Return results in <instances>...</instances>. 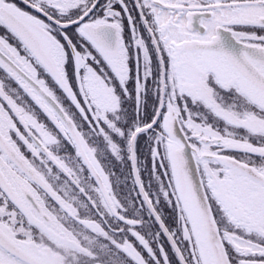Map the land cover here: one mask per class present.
Masks as SVG:
<instances>
[{
  "label": "snow or ice",
  "instance_id": "1",
  "mask_svg": "<svg viewBox=\"0 0 264 264\" xmlns=\"http://www.w3.org/2000/svg\"><path fill=\"white\" fill-rule=\"evenodd\" d=\"M105 249L264 264V0H0V264Z\"/></svg>",
  "mask_w": 264,
  "mask_h": 264
},
{
  "label": "rangeland",
  "instance_id": "2",
  "mask_svg": "<svg viewBox=\"0 0 264 264\" xmlns=\"http://www.w3.org/2000/svg\"><path fill=\"white\" fill-rule=\"evenodd\" d=\"M142 158L147 159L146 152H144ZM125 161L127 160L125 159ZM115 162L116 161H113L110 157L107 158L105 161H102V163H105V166L109 170H113L114 175L111 177V180L113 179L112 182L116 184L115 187L118 189V193H120L121 196L131 197L133 195V185L131 182V165H129L128 168L122 167L117 169V167L112 165V163Z\"/></svg>",
  "mask_w": 264,
  "mask_h": 264
},
{
  "label": "flooded vegetation",
  "instance_id": "3",
  "mask_svg": "<svg viewBox=\"0 0 264 264\" xmlns=\"http://www.w3.org/2000/svg\"><path fill=\"white\" fill-rule=\"evenodd\" d=\"M69 151H71V149H69ZM112 165L117 167V169L122 168V167L128 168L129 163H127V161L124 160L122 164L115 162V163H112ZM115 186L116 184L113 183L114 189L118 192V189ZM85 187H87V185H85ZM94 255L97 257L96 264H121V259L119 257V254L116 253L115 250L105 249L103 251H96Z\"/></svg>",
  "mask_w": 264,
  "mask_h": 264
}]
</instances>
